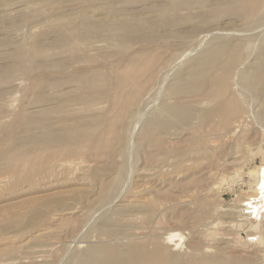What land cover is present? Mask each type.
Listing matches in <instances>:
<instances>
[{"label":"rangeland","instance_id":"obj_1","mask_svg":"<svg viewBox=\"0 0 264 264\" xmlns=\"http://www.w3.org/2000/svg\"><path fill=\"white\" fill-rule=\"evenodd\" d=\"M6 4L0 264H264V11L245 20L233 0H0V10ZM110 8L166 19L139 35L147 41L142 54H130L149 71L88 104L64 102L93 91L63 86L71 92L56 96L64 112H46L32 80L57 71L42 73L26 59L33 39L52 42L61 30L75 41L67 18L105 19ZM117 42L94 47L118 51ZM52 45L47 56H70L69 47ZM82 47L76 54L96 52ZM59 117L99 127L78 157L84 167L51 175L43 158H18L14 149L33 143L40 119L60 126ZM170 234L178 236L170 242ZM210 255L219 258L203 259Z\"/></svg>","mask_w":264,"mask_h":264},{"label":"bare ground","instance_id":"obj_2","mask_svg":"<svg viewBox=\"0 0 264 264\" xmlns=\"http://www.w3.org/2000/svg\"><path fill=\"white\" fill-rule=\"evenodd\" d=\"M233 1H238L237 6L245 8L244 10L245 12H243V16L245 14V20H247L250 17L256 18L255 16H258L262 11H264L263 10L264 0H233ZM7 4L1 5L2 10H0V21L9 20L8 14H7L8 11L4 12V10H6V7L11 3H9L8 5ZM165 10H166L165 8L159 9V12L161 11V13H164ZM131 11L128 10L127 11L128 15H127L125 13L126 11L124 12V10L115 9L112 11V8H110V10L108 11V16H106L105 19H103V17L102 18L100 17L98 19H93L85 15L81 17L82 19L79 22L74 21L73 18L71 19L67 18V20L71 22L70 26L75 32L73 35H71L70 38L74 36L75 41H72L73 38L71 39V41H67L66 36H65L66 34H64V32H62L61 30H56L57 32L55 34L56 36L54 35L56 37V40L52 42L39 41L37 38L33 39L32 46H33L34 53H31L30 56H26V59L30 57L32 62L34 61L35 68L38 70L40 69L42 73L45 72L44 69L46 68L50 70L55 69V71H57V74L52 79H46L45 77L41 76V77H35L34 80H32V82L34 83L33 90L35 92V95L38 96L37 102L50 105V107L44 108V109H47L46 112L49 111L51 114H54V115L64 112L62 111L64 108V105H62L61 101H59L56 98V96L58 95L65 96L66 94L70 92V91L61 92V88L63 86L71 87L72 89L78 88V90L79 88L80 89L85 88V89H89V91H93L92 94H87V95H77V96L76 94L75 96L72 95L73 97H70L64 102V103L66 102L75 103L77 101H83V103L88 104L92 101L100 99L101 97H105L106 96L105 92H108L113 89H116V91L118 89H121V87H123L126 84L125 82L127 81L126 80L127 78L130 79V77H133L135 75L138 76L140 75L139 73L142 74L141 71H145V70L149 71V67H151L152 65L146 66L147 64L143 65L137 61H134L131 58L135 54L136 55L142 54L144 52L143 46L147 44V41H138L137 39L139 38V35L145 34V32L147 33L153 30L154 29L153 27L156 25V23L158 24V26H160L159 24L163 22H167V21L165 18H162L160 20L158 19L157 22L150 21V20H143V18L141 17H134L133 15H131L135 13L133 10ZM168 13H169V10H168ZM153 22L155 23V25ZM63 40H66V41H63ZM76 40H79V41H76ZM104 40H110L111 42H114V41L121 42L122 48H120V50L118 51L116 50L113 51L112 45L107 46L108 45L107 44L106 46L101 47L100 45L102 44V42H104ZM95 43H100V45H97L96 48H100L101 50L97 51V49H95L94 47ZM52 44L60 45V46L63 45L62 47H67V48L69 47L70 49H68V52L70 51L69 53L70 56L67 57L64 55L67 58H63L62 55L60 56L56 51L53 52L52 56H47L48 55L47 49H49V45L51 46ZM132 45L133 46L138 45L139 47H142V48H140L138 51H135L132 49L133 48ZM81 46H83L82 48H85V47L90 48L92 46L93 50L96 52H94L93 55L91 54L82 55L80 53L76 54L77 50H79V47ZM59 48L60 47H58L57 49ZM54 50L56 49L54 48ZM55 52L57 53V55H54L56 54ZM116 53L117 54L120 53L121 57H119L118 60L115 61L116 64L110 63L109 59L113 58L114 55H116ZM130 54H132V56H130ZM22 55H25V54H22ZM20 58H21L20 60L23 59L22 57ZM75 61H77L79 65L78 69L75 68L73 70H70L71 64L76 63ZM108 65L110 67L114 65L113 71H112L113 73L112 72L109 73L108 71L101 70V67H106ZM117 65H119L118 66L119 70L115 69L116 68L115 66ZM16 69H19V67L17 66ZM158 70L159 69L157 68L156 71ZM104 74L105 76H103ZM116 77L119 78L118 81L116 80L118 83L114 82ZM151 78L153 79V77H150V79ZM127 87H129V85ZM46 89H48L51 92V94H49V96H42L41 93ZM86 104H84V106ZM248 118L249 116L246 115L245 119L247 120ZM57 121L60 124V126H56L54 122H48V120L46 122L44 119H40L39 125L41 126V132L39 136L34 137L35 139H33L32 141L33 143H31L30 146L29 144L28 145L25 144V146L18 145L14 149V152L17 154L16 156H18V158H24L25 160L26 159L28 160V156L30 157L35 156L34 159H36L37 157L43 158V166L41 167L43 168L42 171H45V173L49 172L51 175H54L55 172L56 173L58 172L57 168L60 171H63V170L66 171V170H75L77 168L84 167L85 164L81 163L78 157L79 155L83 154L82 149L85 148L86 146L85 142L87 141L95 142L96 141L95 139L91 141L92 135H90V132L91 131L95 132L94 130L97 127H99L98 126L99 122L97 121L93 122L92 120L86 122V120H84L83 118L75 119V118H70V117H59ZM89 144L90 143H88L87 145L90 146ZM93 144L91 143V145ZM39 170H40V167H39ZM177 236H178L177 234H170L167 238V241L169 240L171 242L173 241V238H176ZM193 251L196 252L197 250L194 248ZM213 257L214 259L219 258V256L215 257L214 255L213 256L210 255L207 257H203V259L204 260L213 259ZM147 260L148 259H146V264L148 262ZM141 262L144 263L143 261ZM215 264H216V261H215Z\"/></svg>","mask_w":264,"mask_h":264}]
</instances>
